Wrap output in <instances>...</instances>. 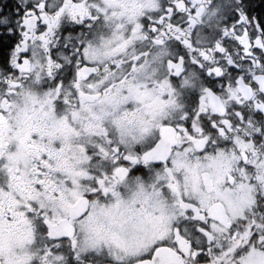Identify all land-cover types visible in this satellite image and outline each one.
<instances>
[{
  "label": "snow or ice",
  "instance_id": "1",
  "mask_svg": "<svg viewBox=\"0 0 264 264\" xmlns=\"http://www.w3.org/2000/svg\"><path fill=\"white\" fill-rule=\"evenodd\" d=\"M0 264H264V0H0Z\"/></svg>",
  "mask_w": 264,
  "mask_h": 264
}]
</instances>
